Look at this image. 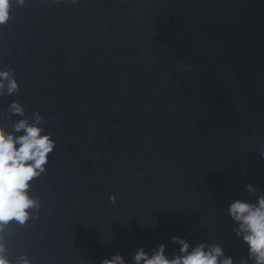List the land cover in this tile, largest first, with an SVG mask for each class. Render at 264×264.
<instances>
[{
  "label": "water",
  "instance_id": "95a60500",
  "mask_svg": "<svg viewBox=\"0 0 264 264\" xmlns=\"http://www.w3.org/2000/svg\"><path fill=\"white\" fill-rule=\"evenodd\" d=\"M0 26L27 115L56 141L11 258L101 264L172 236L246 249L223 210L264 192V0H27ZM13 116L12 120L18 119ZM115 197V202L110 197Z\"/></svg>",
  "mask_w": 264,
  "mask_h": 264
},
{
  "label": "clouds",
  "instance_id": "9594fccd",
  "mask_svg": "<svg viewBox=\"0 0 264 264\" xmlns=\"http://www.w3.org/2000/svg\"><path fill=\"white\" fill-rule=\"evenodd\" d=\"M27 0H0V26L11 19L14 6L23 7ZM72 4L78 0H70ZM20 83L15 69L0 67V97L18 96ZM10 124L0 123V264H33L27 255L10 257L6 237L8 225H24L33 219V212L41 207L40 198L31 193L32 182L44 174L56 141L45 129V117L39 110L31 116L20 100L13 99L6 107ZM13 116H18L12 120ZM0 119H5L0 113ZM264 157V155H262ZM245 191L252 199H234L223 214L232 221L231 233L246 249V256L237 262L226 254L222 243L210 239L191 243L180 236L171 242L178 248L169 254L167 245L145 250L138 247L131 256V264H264V192L248 184ZM114 203L115 197H110ZM101 264H129L122 254H113Z\"/></svg>",
  "mask_w": 264,
  "mask_h": 264
}]
</instances>
